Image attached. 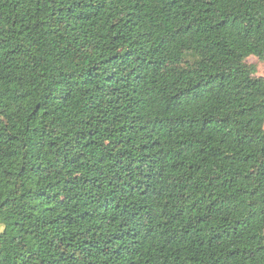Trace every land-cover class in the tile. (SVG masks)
I'll return each instance as SVG.
<instances>
[{
	"label": "trees",
	"instance_id": "1",
	"mask_svg": "<svg viewBox=\"0 0 264 264\" xmlns=\"http://www.w3.org/2000/svg\"><path fill=\"white\" fill-rule=\"evenodd\" d=\"M264 0H0V264H264Z\"/></svg>",
	"mask_w": 264,
	"mask_h": 264
},
{
	"label": "rangeland",
	"instance_id": "2",
	"mask_svg": "<svg viewBox=\"0 0 264 264\" xmlns=\"http://www.w3.org/2000/svg\"><path fill=\"white\" fill-rule=\"evenodd\" d=\"M247 61L253 66L255 72L258 75L264 76V58L250 55L247 58Z\"/></svg>",
	"mask_w": 264,
	"mask_h": 264
}]
</instances>
